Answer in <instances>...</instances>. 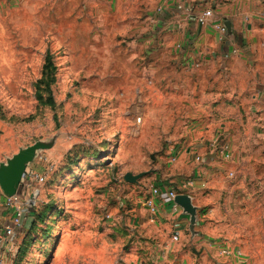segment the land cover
Returning <instances> with one entry per match:
<instances>
[{"label": "rangeland", "instance_id": "374dc122", "mask_svg": "<svg viewBox=\"0 0 264 264\" xmlns=\"http://www.w3.org/2000/svg\"><path fill=\"white\" fill-rule=\"evenodd\" d=\"M162 4L0 0V164L40 146L19 194L34 207L1 264H264V116L237 70L220 83L227 132L245 141L220 191L206 206L199 191L177 238L140 214L153 186L205 166L210 123L225 131L205 46L189 45L187 11ZM243 117L255 127L237 128Z\"/></svg>", "mask_w": 264, "mask_h": 264}, {"label": "crops", "instance_id": "0c3cea01", "mask_svg": "<svg viewBox=\"0 0 264 264\" xmlns=\"http://www.w3.org/2000/svg\"><path fill=\"white\" fill-rule=\"evenodd\" d=\"M193 1L186 0V3L192 7ZM201 4L205 5V8L214 10V18L205 25H199L194 18H190L193 21L183 22L182 27L185 29V33L189 35V45L198 43L202 47L205 46V66L210 68V71L216 76V83L212 84L216 89L211 91L210 97H214L218 103L212 112L217 114L216 118H224L220 122V126L225 129L222 134H219L222 139L220 146L221 143L226 142L231 149V157L226 158L221 153V150L217 151L216 148H213L216 136L213 135V123H210L206 127L209 133L205 134V166L199 164V166L195 167L197 169L194 170V178H190L194 180V185L185 191V193H190L192 200L196 199L198 205H200L203 202L200 201L199 191L205 188V193L208 192L205 195L206 206L210 205L209 203L213 201L214 195L220 191L219 188L226 182L229 175L226 173L230 167L238 164L239 152H237V144H243V141H245L243 139L241 142H239L240 140L237 142L235 137L227 132L232 130L230 125L233 120L226 119L224 116L225 103L228 96L225 93L224 84L221 86L220 83L223 76L226 77L227 74L233 75L234 71L237 70L243 75L252 77L253 81H250L251 79L249 78L250 83L245 81L242 85L245 88H254L253 97L258 101V107H261V110L256 114L254 113V115L264 116V59L260 60L258 56L254 57L251 54V52L254 53L264 48V0H202ZM171 10L175 11L177 9L172 8ZM164 14H167V12ZM218 19L230 20L232 23L233 32L228 34V39L225 41H221L219 32L213 26L214 20ZM242 45L244 46L241 47ZM229 56L233 57L230 59L225 58ZM255 124L256 120H250L249 123L245 124L244 117L239 121H234V125L237 128H254ZM186 181L187 179L180 182L179 179H174L161 184L162 186L159 187L160 193L151 199L155 203L156 211H153L148 206L149 203H145L147 206L145 205V207L141 208L140 214H147V217L153 219L154 223L159 221L169 227L172 225L176 229L175 233L180 235L186 225V220L190 216L169 197L168 193L171 189H182ZM25 185V183L21 182L18 185L16 194H23L27 189ZM9 197L0 186V235L6 233L8 226L13 225L14 206L10 202ZM29 215L24 218L21 227H15L14 235L8 238L10 241L8 244L0 242L1 261L4 262L14 248L17 236L21 228L26 224ZM146 218H142L141 221L144 222Z\"/></svg>", "mask_w": 264, "mask_h": 264}, {"label": "built area", "instance_id": "2783aa9c", "mask_svg": "<svg viewBox=\"0 0 264 264\" xmlns=\"http://www.w3.org/2000/svg\"><path fill=\"white\" fill-rule=\"evenodd\" d=\"M166 5H168L170 8L172 7L174 9H177L176 11H180L183 8L182 10L187 11L188 16L190 18H194L199 25H205L211 19L214 18V12L211 8L203 7L202 10L192 14L193 9L190 5H188L186 3V0H164V4H162L159 7V12L164 14L166 11L165 10ZM213 26L219 32L221 41H225L228 37V29L225 25V21L220 20V19L214 20ZM221 141H222L221 137H219V136L215 137L214 142H213V148H216L217 151L221 150V153L226 158H230L231 157V149H230L229 144H227L226 142H223V143H221V146H220ZM200 159H201V156L198 155L197 160H200ZM193 185H194V180L188 179L183 184V187L180 191L175 190V189H171L168 193L169 197L174 201L175 197L180 193L190 195V193H187V192L185 193V191L188 190L189 188H192ZM152 193H153V196L158 195L160 193L159 187L153 186L152 187ZM20 195L15 194V195L9 197L10 202L14 206V214L15 215H14V219H13V225L8 226L6 228L5 234L0 235V242L2 244H8L10 242L8 240V238L11 237L12 235H14L15 227H21L23 225L24 218L31 213V210L34 207V200L23 199ZM148 203H149V206L152 208V210L156 211V206H155L154 201L150 200ZM178 235L179 234L175 233V235H174L175 238H177ZM1 263H2V261L0 260V264Z\"/></svg>", "mask_w": 264, "mask_h": 264}, {"label": "water", "instance_id": "95a60500", "mask_svg": "<svg viewBox=\"0 0 264 264\" xmlns=\"http://www.w3.org/2000/svg\"><path fill=\"white\" fill-rule=\"evenodd\" d=\"M225 25L228 29V34H232L231 21L226 20ZM39 147V145H31L23 148L14 154L7 163L0 164V186L8 196L11 197L16 194L18 185L22 182L26 165L34 159L35 151ZM141 175L133 176L127 174L126 179L136 181ZM174 201L190 215V228L193 230L197 220V207L193 204L191 195L180 193L175 197Z\"/></svg>", "mask_w": 264, "mask_h": 264}]
</instances>
